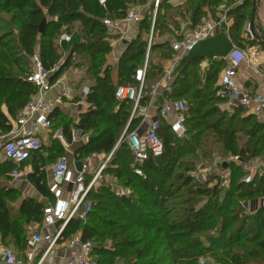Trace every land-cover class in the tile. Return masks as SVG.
I'll use <instances>...</instances> for the list:
<instances>
[{"label":"trees","instance_id":"obj_1","mask_svg":"<svg viewBox=\"0 0 264 264\" xmlns=\"http://www.w3.org/2000/svg\"><path fill=\"white\" fill-rule=\"evenodd\" d=\"M148 1L107 0L104 6L99 0H0V10L18 12L19 41L23 51L33 56L38 50L47 71L61 64L62 54L57 40L64 32L72 34L75 24L80 26L81 38L72 42L70 54L50 80V84H53L73 63L76 55H80L83 62L90 60L88 71L96 79L86 98L91 106L75 126L83 132L91 131V136L88 144L76 154L78 159L93 154H109L116 147L119 129L125 128L132 104L118 101L115 91L119 85L139 84L136 75L138 68L144 66L152 15L145 16L140 22L138 35L126 45L119 60L117 83L112 78V66L107 63V55L112 47L103 20L106 17L122 18L130 4L147 5ZM188 1L194 4L190 10L197 22L205 14V7L216 11L217 7L226 2H185ZM170 7L167 0L159 7L155 34L159 29L166 28V23L161 22L165 16L161 11ZM243 11L238 7L230 13L233 19L230 31L233 36L244 28L247 17ZM45 18L47 23L41 33L40 25ZM234 37L237 39L236 45L245 46L239 35ZM255 43L257 40L248 45ZM0 45H3L1 40ZM154 51H161L162 56L169 58L173 56L168 41L158 40L153 43L150 53ZM204 60L196 59L189 63L182 61L175 70L172 90L165 93L170 100L189 97L192 101L191 105L188 102L189 109L185 114V136L174 134L166 123L162 125L160 136L164 142V152L146 161L145 178L133 172V154L128 144H120L105 174L114 176L131 193L117 197L108 185H104L97 193L91 194V198L98 201L87 221L74 219L67 225L65 238L81 231L84 239L95 242L98 264H200L202 257H209L217 264H264V206L253 213L244 206L245 202L264 196V172L254 175L252 181L246 183L244 178L249 172L242 165L230 163L232 176L227 188L217 182L210 186V181L196 180L192 174L197 167L196 151L204 145L203 136L207 137L211 133L218 137L228 155H240L245 160L264 155V122L255 120V116L243 106L229 113L217 104H211L222 100L216 95L215 85L226 60L209 58L208 66L202 69L200 65ZM16 63L22 66L19 61ZM149 66L145 78L146 91L154 83L152 79L155 76L160 75L159 80L164 76L162 66ZM198 69L203 74L202 86L201 80L192 81L193 77L198 78ZM18 70L20 74L0 67V136L9 134L13 129L2 107L6 105L9 115L17 120L37 92L33 83L27 79L33 70L27 72L24 67ZM53 112L50 114L52 125ZM108 115L112 121L105 122ZM233 125L239 126L240 131L247 135L243 144L238 142L241 138L237 136V129ZM134 126L135 123L130 126L131 129ZM71 127L72 124L67 123L63 128L69 142L73 140ZM187 137L191 145L184 148L180 142ZM57 148L60 153L63 151L60 144ZM39 152L34 155L39 156ZM14 167L11 161H0V179L8 178ZM46 177L44 164L36 163L33 171L28 174V179L38 191L50 197ZM5 188L0 183V231L5 242L9 236L20 242L14 215L23 217L28 223H39L43 207L33 198H27L19 210L15 211L6 203L4 195L9 189L4 193ZM168 202L173 206L167 207ZM25 239L21 248H17L19 251L25 249ZM107 239L112 240L111 248L106 246Z\"/></svg>","mask_w":264,"mask_h":264},{"label":"built area","instance_id":"obj_2","mask_svg":"<svg viewBox=\"0 0 264 264\" xmlns=\"http://www.w3.org/2000/svg\"><path fill=\"white\" fill-rule=\"evenodd\" d=\"M164 0H151L150 5L130 4L126 15L122 18L106 17L103 24L107 34L113 42H121L128 32L131 24H140L147 14L152 15L151 28L147 35L148 47L144 66L138 77V85H119L115 91L118 101L132 104L128 122L123 133L118 139L116 147L102 158L96 165L89 161H83L81 169H77L75 161L68 155H63L52 165L48 180V189L51 196L42 208V220L37 227H30V232L25 241L26 246L18 251L12 245L4 241L0 231V264H98L95 252L96 244L91 239H84L81 231L69 238L64 237V231L70 221L76 219L86 222L89 218L94 203L92 192L103 182L109 183L110 188L118 196H126L131 193L117 183L114 176L105 174V169L112 161L120 144L126 143L132 151L133 159L131 168L133 172L145 178L144 165L151 157L161 156L164 152V142L160 136V129L164 123L177 136H185L186 111L189 104L186 99L170 100L165 93L172 90V81L175 70L183 61V58L193 46L204 39L212 37L220 32L230 33L232 18L230 13L239 6H227L226 2L217 7L216 11L205 10V14L197 22L194 14L186 19L178 20L172 27L173 33L162 39V42H170L173 56L167 63L161 62L164 76L161 80L151 84L149 91L145 89V78L150 60L152 44L157 42L155 34V22L159 7ZM171 2V0H167ZM105 6L107 0H99ZM139 27V26H138ZM73 35L64 32L60 42H70ZM263 50L257 44L239 47L234 43V49L226 56V65L221 71L216 84V95L222 98L232 110L243 106L250 114L264 118V92H251L241 90L237 86L236 76L238 69L244 60L248 65H261ZM34 68L28 76V81L33 83L37 92L20 112L18 119L14 121L9 138L0 141V157L14 163L16 167L10 172L13 181L22 179L20 166L26 163L34 154L41 151L42 141L39 136L40 129L49 130L52 127L50 114L55 108L52 99L47 98L51 89L50 76L57 71H47L43 67L39 51L32 57ZM164 60V59H163ZM89 88L85 89V94ZM162 101H158V98ZM158 101V102H157ZM135 123L133 129L131 125ZM227 162L228 166L223 167ZM230 163H236L250 168L252 161L245 160L240 155L231 154L227 159L213 167L217 175L211 174L212 168L194 174L196 180L210 181L215 179L221 186L228 187L232 171ZM217 167V168H216ZM255 166L251 167L254 170ZM217 170H219L217 172ZM210 173L211 175H209ZM219 179H216L217 177ZM210 177V178H209ZM253 173L245 176L244 181H252ZM260 206H264V196L260 198ZM200 264H217L209 257H202Z\"/></svg>","mask_w":264,"mask_h":264},{"label":"crops","instance_id":"obj_3","mask_svg":"<svg viewBox=\"0 0 264 264\" xmlns=\"http://www.w3.org/2000/svg\"><path fill=\"white\" fill-rule=\"evenodd\" d=\"M181 1L184 0H175V4L173 5H181ZM186 1V0H185ZM178 3V4H176ZM171 4V2H170ZM233 22V19H232ZM257 30L264 33V0H262L258 5L256 20H255ZM139 26V27H138ZM80 26L79 24H75V30L72 31L73 39L70 42L62 41L60 42V38L57 40V45L59 44V52L66 47L68 51L66 54L65 59L61 62L63 63L67 56L70 54L71 47L73 45L72 42L79 40L81 35L79 34ZM140 29V24H131L128 32L124 36L121 42H113L111 39L109 40L110 45L112 47L111 52L107 55V63L112 66V78L114 83L118 82V68H119V60L126 48L128 43H124V40H128L129 42L134 39ZM239 35L242 38V42L246 46L250 44L251 41L254 39L249 31V29L243 28L240 33L235 32L234 36ZM231 37V35H229ZM80 37V38H79ZM232 41L234 40L231 37ZM235 42V41H233ZM236 44V42H235ZM257 46L263 50L264 53V46L260 42L257 41ZM240 47V46H239ZM242 48V47H241ZM62 57L64 56L63 52H60ZM80 55H76L75 61L66 69L60 77L51 84V89L47 94L48 99H52L55 103L54 112L52 114L53 125L49 130L40 129L39 136L41 138L43 147L41 152L38 153L39 156L33 155L26 163L20 166V170L23 174L22 179L19 181H13L11 176L8 175V178H1L0 183L5 186V191L9 192L4 195L6 203L12 208L13 210H19L23 201L27 198H33L39 204L44 206V204L48 200V196L43 195L38 189L34 186V184L28 179V174L31 173L34 169V165L44 164L45 170L47 173V185L48 180L50 177V171L52 165L58 160L60 156L68 155L71 159L76 157V154L88 144L91 131L83 132V130L79 129L75 126L79 123L81 119V115L88 111L90 108V103L87 101V96L90 93L91 87L95 84L96 79L94 76L88 71V67L86 66L87 61H81L80 59H76ZM80 58V57H79ZM62 60V59H61ZM80 62V63H79ZM82 62V63H81ZM89 66V65H88ZM208 66V60L205 59L202 62V69ZM53 75V73H52ZM50 76V80L51 77ZM221 75V72H220ZM219 75V78H220ZM219 80V79H218ZM218 82V81H217ZM237 86L241 90H248L251 92H264V54H262V62L261 65H248L244 60L242 61L239 69L238 74L236 76ZM89 88V93L85 94V89ZM158 101H162V98H158ZM157 101V102H158ZM3 112L8 116L12 125L14 124V119L9 115L8 108L6 105L2 107ZM223 111H227L229 113H233L234 110L230 109L228 105L223 100ZM260 122H264V118H259ZM67 123H71L72 127V134L73 140L69 142L64 134V126ZM6 135H10L6 134ZM5 136H0V139ZM60 144L63 147V151L60 153L57 145ZM63 154V155H62ZM101 154H93L88 157H83V161H89L93 166L97 164L99 156ZM105 155V153H103ZM231 154H229L230 156ZM228 156V157H229ZM228 157H220L216 162L218 163L222 159H227ZM1 162L8 161L4 157H0ZM249 161H252V166L250 164V168L243 166L244 169L249 172L253 173V176L256 174H263L264 172V155L256 156ZM215 162V161H214ZM213 162V163H214ZM236 164V163H235ZM239 165V164H237ZM255 166L254 170H251V167ZM217 168V167H216ZM213 171L215 175H217L216 171ZM219 170H217L218 172ZM211 175V174H209ZM217 177V176H216ZM210 178V177H209ZM216 179H219L218 177ZM215 181V179H211L210 183ZM209 183V184H210ZM227 188V187H225ZM245 209L251 213L255 212L260 207V198L256 200H252L250 202H245L244 204ZM38 222H36L37 224Z\"/></svg>","mask_w":264,"mask_h":264},{"label":"rangeland","instance_id":"obj_4","mask_svg":"<svg viewBox=\"0 0 264 264\" xmlns=\"http://www.w3.org/2000/svg\"><path fill=\"white\" fill-rule=\"evenodd\" d=\"M150 1L151 0H149L146 3L147 6L150 5ZM225 1H226L227 6H231V5L233 6V5L238 4L237 6H239L242 10H244L243 12L246 14V17H247L246 20L244 21V28L246 30L249 29V21H250V17H251L250 15L252 12V1L253 0H229V1L225 0ZM173 2H175V0H171V4L169 2V4L171 5L170 8H166V9H163L161 11V14H165V16L163 18H161V22L166 23V28H162V29H159L157 31V33H156L157 34L156 35L157 40L165 39L166 37H169L170 34L173 33L172 27L176 26L177 18H178V20H181V18L186 19L187 17L192 16V12L190 10V7L194 4H190L189 1L185 2V0L180 2L181 5H173V4H175ZM176 4H178V3H176ZM203 10H208V8L205 7ZM173 20L176 23H174ZM19 27H20V23H19L17 11H15V10H4V9L0 10V40H1V43L3 44V45H0V67L5 68L8 71H11L15 74H20L18 68L24 67L27 72L32 71L34 68L33 59H32L33 56L26 55L25 52L23 51L22 47H21V43L19 41ZM233 31H234V29H233ZM229 35H231V37H233L234 41L237 43V39H236V37L233 36L232 31H230ZM58 46L61 47L59 44H58ZM66 47L67 46H64V48H62V50L60 51V52L64 53V56L62 57L61 62L65 59V57L67 55L66 53L68 51L66 50ZM76 59L79 60L80 58L77 57ZM168 59H170V58L161 55V51H154L153 53H150V60H149L148 64L151 65V66H149L151 68L154 64L162 65L161 64L162 61H163V63H167ZM17 61H19L22 64V66L17 65V63H16ZM73 61H75V60H73ZM88 65H90L89 59L86 62L87 67H88ZM200 66L202 67V63ZM142 69H143V65L138 68V74L136 75L137 80H138L139 75L142 72ZM197 73H198L197 74L198 78L195 79V77H193L192 81L194 83L195 81L201 80L200 86H202L203 85V83H202V78H203L202 75L203 74L201 72H199V69H198ZM159 76L160 75L155 76L154 79H152V80L154 82L158 81ZM186 100L191 105V102H192L191 99L189 97H187ZM211 104H217L222 109L223 99L219 102L213 101ZM252 115H254V114H252ZM254 116H255V120L259 121V117L257 115H254ZM107 121H112V118L109 115L107 116V120L105 122H107ZM233 127L237 129V136L238 137L240 136V138H241L238 140V142L240 144H243L246 141V139L248 138L247 135H245L243 131H240L239 126L233 125ZM123 130H124V127L122 129L121 128L119 129V137L123 133ZM7 138H9V135L3 136L0 139V141H4ZM185 139L182 140L180 143L182 144V146L184 148H189L191 145V141L188 137ZM202 142H204L203 143L204 145L199 147L198 150L196 151L197 159H195L196 160L195 162H196L197 167H196V170L193 171V173H192L193 175L196 173H199L200 170L203 171L205 168H207V169L212 168L213 162L218 160L220 157L225 158V157L229 156L227 153L224 152L223 144L220 143V141L218 140V137L214 136L213 133L209 134L207 137L203 136ZM103 156L104 155L101 154L99 156V158H102ZM188 158H191V157H188ZM180 171H181V169H180ZM212 172L213 171H211V174H213ZM208 174H210V173H208ZM107 182L101 183V185H99V187H97L98 189H97L96 193L100 190V188H102V186H104V185L109 186V183H107ZM117 183L119 185H121L118 181H117ZM215 183H216V181H213L212 183H210V186H213ZM115 195H116V193H115ZM116 196L120 197L118 195H116ZM92 200H93L94 204H96L98 201L96 198L95 199L92 198ZM199 204H197V206ZM170 205L173 206V204L168 202L167 207H169ZM107 208L109 209L110 207H107ZM15 213L16 212H14L13 214H15ZM172 216H173V214H172ZM14 219H15V221H17L16 228L18 229V231H19L18 233L20 234V242L16 241V239L13 238V236L7 237L6 242L17 249L18 247L21 248V246L23 244L22 243L23 239H25L30 232V227L31 228L37 227V224H36V222H33V221L29 222V223L25 222L23 217H18L16 215H14ZM203 235L204 234H202L201 236H203ZM106 244H107L106 245L107 247L111 248L112 247V240L107 239Z\"/></svg>","mask_w":264,"mask_h":264},{"label":"water","instance_id":"obj_5","mask_svg":"<svg viewBox=\"0 0 264 264\" xmlns=\"http://www.w3.org/2000/svg\"><path fill=\"white\" fill-rule=\"evenodd\" d=\"M262 0H253L252 1V12L251 18L249 21V31L254 40H257L261 44L264 45V33L257 30L255 20L258 10V5ZM47 23V19H43L40 25V32L43 33L45 30V26ZM124 43H129L128 40H124ZM234 49V42L231 37L226 32H220L212 37L201 40L197 42L193 48L188 52V54L183 58V61L187 63L192 62L196 59H209V58H225L229 55V53ZM65 62V61H64ZM63 62V63H64ZM63 63H61L57 71L62 67ZM77 169H81L83 160L75 161ZM228 163L225 162L223 167H227Z\"/></svg>","mask_w":264,"mask_h":264}]
</instances>
